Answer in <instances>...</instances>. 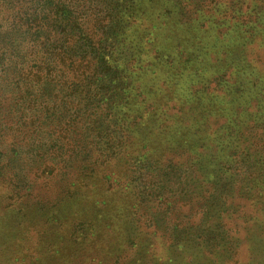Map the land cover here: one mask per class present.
Returning a JSON list of instances; mask_svg holds the SVG:
<instances>
[{"label":"trees","instance_id":"1","mask_svg":"<svg viewBox=\"0 0 264 264\" xmlns=\"http://www.w3.org/2000/svg\"><path fill=\"white\" fill-rule=\"evenodd\" d=\"M183 1L0 0V143L6 146L0 150V181L14 189L29 184L17 170L25 158L35 173L52 176L56 184L98 175L110 179V157L131 149V140L141 143L137 131L145 118L150 124L160 120L142 79L156 62L167 64L162 57L172 59L179 44L173 37L178 41L187 30L179 29L195 20ZM204 1L188 0V5L203 9ZM217 2L208 15L218 18V31L228 39L222 37L225 56L217 59L211 78L224 81L223 91L219 97L196 96L199 109L190 114L188 126L201 130L216 124L195 146L209 147L215 162L229 154L220 161L224 169L254 167L258 179L252 188L264 196V63L245 56L254 42L264 54V0ZM196 47H203L201 41ZM228 50L241 56L230 60ZM194 57L190 53L189 61ZM206 69L201 65L190 72L204 77ZM255 146L260 153L252 155ZM232 158L234 164H227ZM170 167L162 169L164 175ZM229 180L214 182L208 197L215 204H224L217 193L226 191ZM146 222L153 225L150 218Z\"/></svg>","mask_w":264,"mask_h":264},{"label":"rangeland","instance_id":"2","mask_svg":"<svg viewBox=\"0 0 264 264\" xmlns=\"http://www.w3.org/2000/svg\"><path fill=\"white\" fill-rule=\"evenodd\" d=\"M211 1L205 0L203 9L182 2L195 20L179 29L187 30L176 36L178 41L173 37L179 44L172 59L165 55L161 61L167 64L156 62L142 79L151 88L148 95L160 120L150 124L143 116L137 131L141 143L131 140L132 150L110 157V179L98 175L56 184L52 176L35 173L25 158L17 170L29 184L14 189L0 181V264H264V196L252 188L258 179L255 168L224 169L220 161L229 154L215 162L209 147L195 146L216 124L201 130L188 126L190 114L199 109L196 96L219 97L224 86L219 77L211 78L225 56L222 37L228 39L218 31V18L208 15L219 0ZM201 21L208 25L203 28ZM256 47L250 44L245 56L262 64L264 54ZM230 51H225L230 60L241 56ZM201 65L207 67L204 77L192 75V68ZM176 106L181 113L173 110ZM5 147L0 143V150ZM258 150L255 146L250 153ZM147 158L151 162L143 161ZM227 164H234L233 158ZM168 165L176 171L170 167L164 175ZM218 178L230 179L226 191L217 193L225 197L224 204L208 197Z\"/></svg>","mask_w":264,"mask_h":264}]
</instances>
